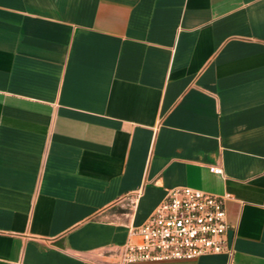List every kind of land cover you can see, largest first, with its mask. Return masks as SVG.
Masks as SVG:
<instances>
[{"label":"crops","instance_id":"1","mask_svg":"<svg viewBox=\"0 0 264 264\" xmlns=\"http://www.w3.org/2000/svg\"><path fill=\"white\" fill-rule=\"evenodd\" d=\"M184 186L231 255L143 264H264V0H0V264H114Z\"/></svg>","mask_w":264,"mask_h":264},{"label":"built area","instance_id":"2","mask_svg":"<svg viewBox=\"0 0 264 264\" xmlns=\"http://www.w3.org/2000/svg\"><path fill=\"white\" fill-rule=\"evenodd\" d=\"M209 170L222 173L221 168ZM193 187L170 188L146 221L129 230V239L113 252L114 264L192 260L207 254L232 253L225 200Z\"/></svg>","mask_w":264,"mask_h":264}]
</instances>
